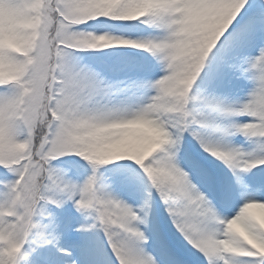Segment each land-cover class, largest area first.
Wrapping results in <instances>:
<instances>
[{"label":"snow or ice","instance_id":"obj_1","mask_svg":"<svg viewBox=\"0 0 264 264\" xmlns=\"http://www.w3.org/2000/svg\"><path fill=\"white\" fill-rule=\"evenodd\" d=\"M0 264H264V0H0Z\"/></svg>","mask_w":264,"mask_h":264}]
</instances>
